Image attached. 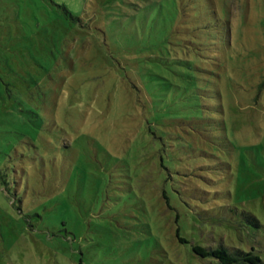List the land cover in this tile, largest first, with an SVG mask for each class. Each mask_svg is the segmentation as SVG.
Segmentation results:
<instances>
[{"label": "rangeland", "instance_id": "374dc122", "mask_svg": "<svg viewBox=\"0 0 264 264\" xmlns=\"http://www.w3.org/2000/svg\"><path fill=\"white\" fill-rule=\"evenodd\" d=\"M101 1L0 0V264H218L195 244L264 258V0H179L176 35L208 45L156 53L208 70L206 95L154 86L132 59L143 33L134 48Z\"/></svg>", "mask_w": 264, "mask_h": 264}, {"label": "trees", "instance_id": "16d2710c", "mask_svg": "<svg viewBox=\"0 0 264 264\" xmlns=\"http://www.w3.org/2000/svg\"><path fill=\"white\" fill-rule=\"evenodd\" d=\"M205 1V0H204ZM101 10L99 9V17H103L107 20L115 21L116 23H122L129 26V30L136 34L137 37L131 36L130 43L131 45L134 44V48L138 46L139 43V35L135 32L138 31L139 33H143L144 44H142V48L138 47L139 50L142 49L143 57L139 56H132V59L138 62L139 66L142 69L151 70L150 74H148L151 78L153 85H165L167 88H171L172 86L178 87V85L173 84L172 81L168 80L165 76V73H168L170 76H183V80L186 81L188 84L185 85V89H193L194 92L198 93L199 95L210 93L211 90V77L206 78L202 77V73L209 72L208 70L200 67V65L191 57H187L184 55H177V51L175 50L174 46L171 48L165 46V52L163 54L157 55L156 50L157 46L160 43L169 44L170 39L173 41L177 39V42L181 45L187 40L194 41L190 42L191 44L201 46V45H208L200 43L196 40L192 39H181L176 35L175 32V25L180 16V10L183 8L180 6L179 0H102L100 4ZM67 10V9H66ZM68 11V10H67ZM212 15L213 13L210 12ZM68 14L72 19H76L77 22H80V18L73 17V14L68 11ZM209 16V21L206 24H213L216 25L212 28H208L205 31L206 35H210L211 37H215L214 33L219 31L220 25H218V20L216 17ZM146 26V27H145ZM134 28V30H133ZM146 28L145 32L144 29ZM147 31V32H146ZM222 33V32H217ZM129 41V38H128ZM126 42V41H125ZM127 43V42H126ZM185 44V43H184ZM186 45V44H185ZM203 49L196 48L194 50L195 54H202ZM127 53V52H126ZM134 57V58H133ZM128 59L129 56L127 55ZM131 61V60H130ZM120 63H117L119 66ZM121 67V66H120ZM165 80L166 83L162 84V81ZM135 88L136 87L135 85ZM212 95L208 96V98L213 101L217 100L219 103V94L215 90ZM204 95V96H205ZM207 98V96H206ZM205 98V99H206ZM204 106H208V104L203 105V116H199L201 120H204L205 128L210 131H217L219 132V127L216 126V122H212L209 124L206 121L214 120L213 116L219 112V104L218 105H209L206 109ZM175 112L168 110L167 114H164L162 111L159 113L156 110V118H160L161 121L165 120V118H169L172 121H177V117L179 116ZM211 112V113H210ZM208 116L206 117L205 115ZM176 115V118H175ZM174 119V120H173ZM150 122V121H149ZM151 123V122H150ZM149 123V124H150ZM148 130L151 131V127L148 126ZM216 132V134H217ZM151 136H155L156 140H159L161 145L160 149L166 150L172 145L173 147H177L180 143H177V136L174 133H164L162 136H156L155 133L151 132ZM164 135V136H163ZM170 141H165L167 139ZM219 139V138H217ZM181 146V145H180ZM190 148V146H189ZM164 198L170 202V196L168 191H165ZM172 207V205H170ZM171 208V210H173ZM249 216V215H248ZM179 219V216H177ZM250 225L253 229H256L257 222L249 217ZM178 238L181 243L189 244V240L187 237L182 235V230L178 228ZM193 253L202 258V259H210L213 261L218 262V264H264V258L260 256L256 249L246 250V249H231L226 245H220L218 247H206L203 245L195 244L192 246Z\"/></svg>", "mask_w": 264, "mask_h": 264}]
</instances>
